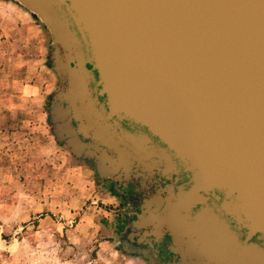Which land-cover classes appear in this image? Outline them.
Segmentation results:
<instances>
[{"label": "water", "instance_id": "water-1", "mask_svg": "<svg viewBox=\"0 0 264 264\" xmlns=\"http://www.w3.org/2000/svg\"><path fill=\"white\" fill-rule=\"evenodd\" d=\"M15 1L52 36L56 141L102 179L165 166L132 242L264 264V0Z\"/></svg>", "mask_w": 264, "mask_h": 264}, {"label": "rangeland", "instance_id": "rangeland-1", "mask_svg": "<svg viewBox=\"0 0 264 264\" xmlns=\"http://www.w3.org/2000/svg\"><path fill=\"white\" fill-rule=\"evenodd\" d=\"M18 12L39 25L37 46L46 47L44 63L33 67L30 77L16 66L11 49L0 60V116L22 102L31 116L26 129L0 120V264H149L120 247L118 211L127 204L99 185L92 162L56 141L49 119L58 88L52 36L24 6L0 0V23ZM6 39L8 46L24 40L11 34L0 46H7ZM16 82L34 87L29 103L21 102Z\"/></svg>", "mask_w": 264, "mask_h": 264}, {"label": "flooded vegetation", "instance_id": "flooded-vegetation-1", "mask_svg": "<svg viewBox=\"0 0 264 264\" xmlns=\"http://www.w3.org/2000/svg\"><path fill=\"white\" fill-rule=\"evenodd\" d=\"M58 78V76H57ZM60 80L58 78V86ZM128 129H131V126L124 124ZM83 160V159H81ZM87 161V160H85ZM92 162L97 176L100 178V173L97 169V164L94 161ZM165 166L159 167L154 171V175H146L143 177H133L131 179H103V182L110 186V190L115 193L116 197L120 200V203L127 204L126 209L119 210V215L123 217V229L118 230L119 241L121 249L128 255L135 256L138 258L144 259L149 264H154V251L151 249L140 250V246L135 242H132L130 235L132 234V223L138 218L139 215L146 210L147 201L153 199L158 195V193L165 188L167 185L171 184V180L167 179L164 176ZM180 184L187 183L189 178L187 173L183 172L181 174ZM167 194L164 193V196ZM256 239V237H255ZM169 242L167 237L164 243L157 247L162 262H166L168 259L176 258L172 254H168L166 244Z\"/></svg>", "mask_w": 264, "mask_h": 264}, {"label": "crops", "instance_id": "crops-1", "mask_svg": "<svg viewBox=\"0 0 264 264\" xmlns=\"http://www.w3.org/2000/svg\"><path fill=\"white\" fill-rule=\"evenodd\" d=\"M24 13L18 12V13H12V16H8L6 20L0 23V42L2 37H9L11 34L13 36H21L24 38L22 40L21 44H18V46H8L7 43L10 42L9 39L3 40L2 43H5L7 46H0V60H5V55H9L10 49L13 51L10 53L11 56L14 57L16 66L22 67L26 69L25 73L30 75L33 73L32 68L41 66V64L44 63V59L42 58L45 54V47L46 46H37V41L39 38V33L41 32L39 25H37L35 22L31 20H23L24 19ZM12 29H15L17 31L11 33L10 31ZM16 33V34H15ZM15 34V35H14ZM39 42V41H38ZM12 47V48H10ZM1 66V65H0ZM18 85L20 84L21 94L23 93V97L21 95L20 100L22 102V99L26 98V103H29L30 96L33 91V86L26 83V85L22 86L23 82H16ZM30 95V96H29ZM32 98V96H31ZM9 114V115H8ZM6 113L5 115L0 116V120L2 121V124L8 125L9 120L11 119L13 124H17L21 129H26L31 126L30 123V110L26 107L18 105L15 107L10 108V112ZM99 185L102 186V188H105L106 190H110V186L105 184L103 182V179L99 178ZM115 199V198H112ZM119 224L117 225L118 229H123V217H121V220H119ZM116 227V228H117Z\"/></svg>", "mask_w": 264, "mask_h": 264}]
</instances>
